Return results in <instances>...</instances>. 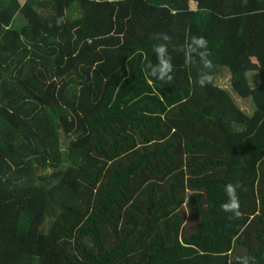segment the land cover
I'll return each instance as SVG.
<instances>
[{
    "label": "trees",
    "instance_id": "obj_1",
    "mask_svg": "<svg viewBox=\"0 0 264 264\" xmlns=\"http://www.w3.org/2000/svg\"><path fill=\"white\" fill-rule=\"evenodd\" d=\"M0 264H264V0H0Z\"/></svg>",
    "mask_w": 264,
    "mask_h": 264
},
{
    "label": "clouds",
    "instance_id": "obj_2",
    "mask_svg": "<svg viewBox=\"0 0 264 264\" xmlns=\"http://www.w3.org/2000/svg\"><path fill=\"white\" fill-rule=\"evenodd\" d=\"M153 39H159L163 41H168L170 38L167 34L158 33L154 34ZM207 48V41L203 37H193L191 39V43L188 45L185 55L186 61L191 62L193 54H197L201 57L206 55L205 52L200 51V49ZM154 55L156 56V64L149 65L147 74L150 77L164 80L165 78L170 79L169 73L172 71L171 57L167 53V45L166 43L155 45L153 48ZM206 63L210 66L211 62L206 61ZM239 185H234L229 183L225 186V191L228 196V203L222 205V210L224 211H232L236 215H239L238 208L239 202L238 197L236 196V188Z\"/></svg>",
    "mask_w": 264,
    "mask_h": 264
},
{
    "label": "rangeland",
    "instance_id": "obj_3",
    "mask_svg": "<svg viewBox=\"0 0 264 264\" xmlns=\"http://www.w3.org/2000/svg\"><path fill=\"white\" fill-rule=\"evenodd\" d=\"M19 2L22 4L24 2V0H19ZM189 7L191 9H195L196 8V5L194 3H190L189 4ZM248 74H249V76H248ZM247 77H249V84H250L251 87H254L255 85L258 84L259 77H258L257 72H249V73H247ZM228 82H229V75H228V73L226 71H222V75L218 79V84L222 88L226 89L228 92H231L232 93V91L228 87ZM232 96L234 97L236 104L242 110H244L246 112H248V111L250 112L252 110L250 101H248V100L247 101H243L241 99H238L233 94H232ZM184 227H185L186 231H188V229H189L188 223Z\"/></svg>",
    "mask_w": 264,
    "mask_h": 264
}]
</instances>
